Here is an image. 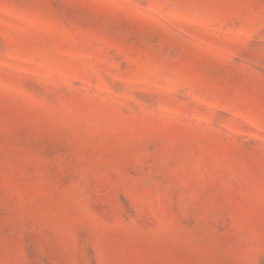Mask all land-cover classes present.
Segmentation results:
<instances>
[{
  "label": "rangeland",
  "instance_id": "1",
  "mask_svg": "<svg viewBox=\"0 0 264 264\" xmlns=\"http://www.w3.org/2000/svg\"><path fill=\"white\" fill-rule=\"evenodd\" d=\"M0 264H264V0H0Z\"/></svg>",
  "mask_w": 264,
  "mask_h": 264
}]
</instances>
